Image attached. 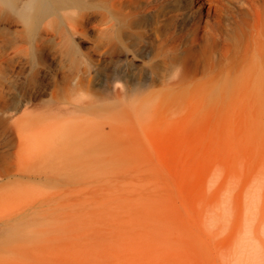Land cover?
<instances>
[{
    "label": "bare ground",
    "instance_id": "1",
    "mask_svg": "<svg viewBox=\"0 0 264 264\" xmlns=\"http://www.w3.org/2000/svg\"><path fill=\"white\" fill-rule=\"evenodd\" d=\"M0 264H264V0H0Z\"/></svg>",
    "mask_w": 264,
    "mask_h": 264
},
{
    "label": "rangeland",
    "instance_id": "2",
    "mask_svg": "<svg viewBox=\"0 0 264 264\" xmlns=\"http://www.w3.org/2000/svg\"><path fill=\"white\" fill-rule=\"evenodd\" d=\"M204 7H208V5L206 4V5H204ZM197 8H198V6H197ZM203 20L204 21L207 20V11H206V9L203 11ZM203 25H206L205 22H203Z\"/></svg>",
    "mask_w": 264,
    "mask_h": 264
}]
</instances>
